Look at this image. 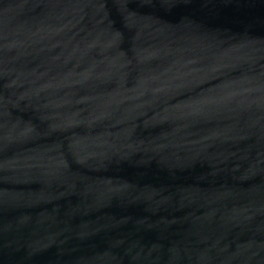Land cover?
Segmentation results:
<instances>
[{"label": "water", "instance_id": "95a60500", "mask_svg": "<svg viewBox=\"0 0 264 264\" xmlns=\"http://www.w3.org/2000/svg\"><path fill=\"white\" fill-rule=\"evenodd\" d=\"M0 264H264V0H0Z\"/></svg>", "mask_w": 264, "mask_h": 264}]
</instances>
